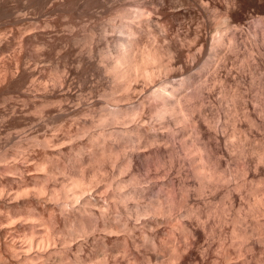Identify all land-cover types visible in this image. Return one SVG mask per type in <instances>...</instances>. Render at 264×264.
Listing matches in <instances>:
<instances>
[{
  "label": "bare ground",
  "instance_id": "1",
  "mask_svg": "<svg viewBox=\"0 0 264 264\" xmlns=\"http://www.w3.org/2000/svg\"><path fill=\"white\" fill-rule=\"evenodd\" d=\"M219 1L0 0V264H264V0Z\"/></svg>",
  "mask_w": 264,
  "mask_h": 264
},
{
  "label": "rangeland",
  "instance_id": "2",
  "mask_svg": "<svg viewBox=\"0 0 264 264\" xmlns=\"http://www.w3.org/2000/svg\"><path fill=\"white\" fill-rule=\"evenodd\" d=\"M218 1H219V0H218ZM220 1H221V3H220ZM220 1H219L220 4H218V8H217L218 11H220V10L222 11V10H223V7H222L221 9H220V7H219V5L222 4V1H223V0H220ZM221 6H222V5H221ZM219 9H220V10H219ZM82 18L85 19V18H88V17H86V16L83 17V16H82ZM91 19H93V18L89 17V19H88L87 21H86V19H85L84 21H83L82 19H80V23H79V25H77L76 27H80V26L84 25L83 22L87 23V22L90 21ZM81 21H83V22H81ZM194 25H195V24H194ZM192 26H193V24H192ZM152 27H153V25H152ZM152 27L149 26V28H152ZM106 31H107V30H106ZM106 31H105V32H106ZM212 31H213V30H212ZM212 31H211V32H212ZM108 32H110V31H108ZM102 33H104V32H102ZM106 33H107V32H106ZM146 35H148V36L150 35V36H149L150 39H149V37L147 38ZM144 36H146L145 38H147V39H149V40H152V36H151V34H144L143 37H144ZM147 39H146V40H147ZM158 41H159V42H162V41H164V40L161 39V41H160V39H159ZM189 42H191V41L189 40ZM236 58H237V57H236ZM233 60H234V58H233ZM234 63H235V60H234ZM236 64H237V61H236L235 65H236ZM257 72H259V70H257ZM257 72H256V74L260 76V73H257ZM256 74H255V75H256ZM195 76L197 77V75H195ZM195 76L193 75V79L195 78ZM259 76H258V77H259ZM255 78H256V76H255ZM255 78H253V79H255ZM195 79H196V78H195ZM256 79H257V80H256ZM256 79L254 80V83H253V80H252V81L250 80L252 83H249L248 79H247V81H246V82H247V87H248V83L250 84L249 87H248V89H249L248 92L250 91V92H249V95H251V93L255 92L254 89L257 88L256 85H258L257 83H259V80H260L261 78H260V79H259V78H256ZM210 80L212 81V79H210ZM210 80H209V84H210ZM229 81H230V80H229ZM229 81H228V82H229ZM257 81H258V82H257ZM214 82H215V80H213V89H214V91H216V92L218 93V92H220V89H221V88H220V85H218V82H217V81H216L217 83H214ZM211 83H212V82H211ZM230 84H231V81H230ZM193 85L195 86L194 83H193ZM253 85H254V86H253ZM210 86H211V84H210ZM254 87H255V88H254ZM189 88H190V87H189ZM217 88H218V89H217ZM232 88H233V86H232ZM191 89H192V87H191ZM187 90H190V89H187ZM216 92H215V94H216ZM253 94H254V93H253ZM253 94H252V95H253ZM252 95H251V96H252ZM216 99H218V98H216ZM219 100L221 101V99H219ZM219 100H215V99H213V103H212L213 105H214V102H215V105L217 104V106H218V104H219V106H218V107L216 106V108H221V107H220V103H222L221 106L223 105V102H220ZM217 102H218V103H217ZM215 105L213 106V109H214V110H216V109L214 108ZM222 107H224V105H223ZM222 109H224V111H226L225 108H221V110L219 109V110L221 111V113H223V112H222ZM214 110H213V111H214ZM219 110H218V111H219ZM227 115H228V114H227ZM66 117H67V116H66ZM66 117H65V118H66ZM220 118H221V119H220ZM67 119H69V117H67ZM67 119H66V120H67ZM66 120H65V121H66ZM218 120L220 121L221 124H218V126H217V130H216L217 133H216L215 131H213V133H212V130H211V131L209 130L210 132L207 133V132H206V128H205V130H204V124L201 123V124L203 125V127H202V125H201L202 130H204V131H202V132H203V133H207V134L212 133L211 135H209L210 137H208V139H210V138L212 137V140H211V139H210V140H211L213 143H215V140L218 139V144H217V146L219 145V143H221V144L218 146V147H221V146H222L220 149L217 148V147L215 146V149L217 148L216 150H217L218 152H220V153L222 152L221 159H220V157H219V159H220L221 161H224L223 158H227V159L230 161V157L232 156L231 159H233V160L230 161L231 164L238 163V161H239L238 159H239V158H238V153H237L236 147H235V145H234V142H232V140H229V139H228V138L230 137V136L228 135V133L231 131V125H230V124L227 125V122H226V121H227V116H223V114H221V116H219V119H218ZM219 121H218V123H219ZM224 122H226V125H225ZM223 123H224V124H223ZM242 123H243V122H242ZM242 123H241V121H240V124H239V121H238V122H237V125H241V126L243 127L244 123H243V124H242ZM46 125H47V126H46ZM46 125H45V126H46L45 128H49V127H51V126H50L51 124H46ZM221 125H222V126H221ZM43 127H44V126H43ZM219 127H222V128H220V130H219ZM71 128H73V124H72ZM41 130H42V129H41ZM222 130H223L225 133H223V132L221 133L220 131H222ZM42 131H43V130H42ZM218 131H219V133H218ZM250 132H252V133H250V135L248 136V137L250 138L249 140L252 139L251 137H253L254 139L251 140V141H248V142L246 141L247 143L245 142V145H246L247 147H248V145H251V143H255V144H256V143H260V141L262 140V138H264V135H263V134H262L263 136H261V134L258 132V133L260 134V135H259V134L257 133V131H255V130H254V131H250ZM255 132L257 133L256 135H255ZM214 133H216L217 135L219 134V136L222 135V136H224V138H225V137H228V138H226L227 141L224 140L222 136L219 137V136H217V135L214 134ZM224 134H225V135H224ZM226 134H227V135H226ZM253 134H254L255 136H254ZM213 135H214V136H213ZM252 135H253V136H252ZM257 135H258V136H257ZM215 136H217V137H219V138H217V137H215ZM250 136H251V137H250ZM255 137H256V139H255ZM259 137H260V138H259ZM213 138H214V139H213ZM215 138H216V139H215ZM220 138H221L222 140H221ZM219 139H220V141H219ZM230 139H231V137H230ZM210 140H209V141H210ZM223 140H224V142H225L226 144L223 142ZM254 140H255V141H254ZM257 140H258L259 142H257ZM211 141H210V142H211ZM212 142H211V145L214 147V145H216V143L213 144ZM216 142H217V141H216ZM227 142H228V143H227ZM223 143L227 146L226 148H225V146H223ZM246 146H245V147H246ZM223 147H224L225 149H228L229 147H230V148L226 151ZM218 149H219V150H218ZM223 151H224V152H223ZM135 153H136L135 150H131V154H130L131 159H133V158L135 157ZM223 153H224L226 156L223 155ZM247 153H248V154H247ZM247 153L244 152V156H240V157H241V158H242V157H243V158L245 157V159H243V158H242V159L245 160V161H246V160L250 161V163H249L248 161H247V162H248L249 164H251L252 171L248 172V173H249L248 175H250V173H251V175H250L251 178H252V181H251V182H253V181H255L256 179H258V178H262V177H263V167H262V164H261V163H260L261 165H260V164L258 165L259 162L256 160V158H253V157H254V153H253V152L251 153V152H248V151H247ZM228 154H229V155H228ZM231 154H233V155H231ZM234 154H236V155H234ZM249 154H251V155H249ZM222 156H223V157H222ZM224 156H225V157H224ZM235 156H237L238 159H237ZM250 156H251V157H250ZM234 157H235V158H234ZM251 158H252V159H251ZM178 159H179L180 161H179ZM181 159H183V158L181 157ZM181 159H180V157H179V158L176 157V160L174 159V161H176V163H178V162H179L180 164L182 163L181 165L185 164V163H186V161H185L186 159H185V160L183 159V160H184L183 162L181 161ZM235 159L238 160V161H236ZM177 160H178V161H177ZM142 161H145V159L143 158ZM230 162H229V163H230ZM255 162H256V163H255ZM176 163L174 162V164H176ZM131 164H132V162H131ZM231 164H230V165H231ZM136 165H137V164H136ZM136 165H135V171L138 170V172H136V173H138V174H136L137 177L139 176V174H140L141 172H143V173L140 175L141 177H139V178H141V181H140V179L138 178L139 181H140L141 183H143V181H144L143 177H144L147 183H149L148 181H152L153 183L155 182V183H154V187H155V186L157 185L156 181H154V180H152V179L150 180V178L148 179V174H149L150 176L152 175L151 168H150V167H147V166H149V165H147L146 162H144V163H142V164L139 163L137 167H136ZM141 165H142V166L144 165V166L142 167ZM254 165H255L256 167H255ZM231 166H232V165H231ZM234 166H236V164H235ZM253 166H254L256 169L259 168V170H260V168H261V170H260V171L257 170L258 172H257L256 170L253 171ZM258 166H260V167H258ZM257 167H258V168H257ZM138 168H140V169H138ZM148 168H150V170H149V172L147 171L148 173H146V169L148 170ZM255 168H254V169H255ZM141 169H142V170H141ZM140 171H141V172H140ZM255 171L257 172L256 174H255ZM150 172H151V173H150ZM252 172H253L254 174H253ZM145 173H146V174H145ZM181 174H182V173H181ZM252 174H253L254 176H253ZM143 175H144V176H143ZM142 176H143V177H142ZM233 177H234V176H233ZM233 177L230 176V179H231V180H229V181H232V182L235 181ZM236 177H237V176H236ZM236 177H235V179H237ZM248 178H249V176H248ZM142 179H143V180H142ZM147 179H148V180H147ZM249 179H250V178H249ZM250 180H251V179H250ZM250 180H249V182H250ZM144 182H145V181H144ZM146 182L143 183V184H145V187H147ZM152 182H150V183H151V185L153 186ZM232 182H230V184H232ZM142 186H143V188H145L144 185H140V187H142ZM219 187H220V186H219ZM219 187H218V188H219ZM221 187H222V186H221ZM150 188H151V186H150ZM150 188L148 187L149 191H151V190L153 189L151 192H155L157 186H156L155 188L152 187V189H150ZM221 191H222V189L219 188V190H217V194H216L215 197L213 198V199H215L213 202L215 203L216 208L218 207L217 210H219V209L221 208V206H223V200H222V198H221V196H220ZM218 193H219V194H218ZM194 196H195V195H194ZM196 196H197V195H196ZM220 198H221V199H220ZM194 199L197 200V197L194 198ZM221 201H222V202H221ZM220 202H221V203H220ZM219 205H220V206H219ZM216 216H217V214H216ZM216 216L214 217V215H213V216L211 215V216H209V219H208V218L206 219V217H204V218L206 219V221H208V220L212 221V220L216 219ZM253 218H254L253 216H252V217H251V216H248L247 219H248L249 222H248L247 220H246V222L251 223V222L253 221ZM211 219H212V220H211ZM210 221H209L208 223H210ZM212 222H213V221H212ZM212 222H211V223H212ZM228 222H229V224L227 223L226 225H224V228H222L223 230H226V232H227V229H229L230 226H232V221H228ZM222 226H223V225H222ZM226 226H227V227H226ZM166 236H167V235H166ZM166 236H165V237H166ZM209 236H211V235H209ZM209 236H208V237H209ZM214 237H215V235H214ZM251 237H252V238H251ZM251 237H250L251 239L249 238V241H252V243H253V244H252V243H251V244H252V245H255L254 243H256V245H255L256 247H255V246H253V247H254L255 249H257V250H259V249L262 250V248L264 247V246H262V245L264 244V243H263L264 241H260V242H259V240H257L256 237H253V236H251ZM209 238H210L211 240H210ZM209 238L206 237V239H208V243L213 241V245H212L211 243H210V244H211L212 247L214 246L213 249H215V246H216L215 244H216V242H217V241L215 240L216 237H215V238H211V237H209ZM203 239H204V238L201 239V241L199 242V244H200V243H206V239H204L205 241H204ZM212 239H213V240H212ZM254 239H255V240H254ZM209 240H210V241H209ZM261 242H262L263 244H261ZM260 245H261V246H260ZM196 247H197L196 245H194V246L192 245V246H191V249H189V252H191V256L194 255V257H197V258H198V251H197V248H196ZM212 247H210V250L205 254L206 256L208 255V257H203V258H205L204 261H203V264H209V263H210L208 260L210 259V255H211V253H212V251H213V250L211 251ZM195 248H196V249H195ZM258 248H259V249H258ZM263 250H264V249H263ZM263 250H262V251H263ZM210 251H211V252H210ZM196 252H197V253H196ZM195 253H196V254H195ZM261 253H262V252H261ZM114 254L118 257V259L122 256L121 253L118 252V251H117L116 253L114 252ZM117 254H118L119 256H118ZM162 254H163V253H162ZM115 255H114V256H115ZM205 255H204V256H205ZM262 255L264 256V251H263ZM116 256H115V257H116ZM206 258H207V259H206ZM263 259H264V257H263ZM202 260H203V259H202ZM202 260H201V261H200V259L197 260V261H198L197 264H198V263L201 264ZM205 260H206V261H205Z\"/></svg>",
  "mask_w": 264,
  "mask_h": 264
}]
</instances>
